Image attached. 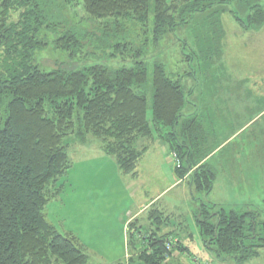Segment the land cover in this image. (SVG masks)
I'll return each instance as SVG.
<instances>
[{"label":"trees","instance_id":"1","mask_svg":"<svg viewBox=\"0 0 264 264\" xmlns=\"http://www.w3.org/2000/svg\"><path fill=\"white\" fill-rule=\"evenodd\" d=\"M220 2L0 0V264L88 263L77 240L59 233L44 213L52 185L71 168V136L83 144L98 140L118 170L133 176L158 138L175 156V179L188 174L192 197L208 196L217 178L208 154L200 155L208 132L196 113H184V89L161 64L152 71L149 119L141 58L149 29L158 43ZM251 9L240 24L263 25L264 5ZM48 48L66 57L50 71L35 63L36 53ZM117 60L132 65L115 68ZM207 203L194 214L205 248L233 264L259 256L264 221L257 224L258 213ZM172 238L147 230L132 241L130 259L117 264H174L168 259L184 251L178 243L166 250Z\"/></svg>","mask_w":264,"mask_h":264},{"label":"rangeland","instance_id":"2","mask_svg":"<svg viewBox=\"0 0 264 264\" xmlns=\"http://www.w3.org/2000/svg\"><path fill=\"white\" fill-rule=\"evenodd\" d=\"M255 4L264 5V0H222L206 11L194 14L186 24L178 25L158 43H154L149 29L147 44L142 46L141 59L147 69V84L143 91L149 119L152 71L154 65L161 64L167 76L178 81L184 89L187 98L184 113H196L208 132L205 151L200 155L208 154L205 161L217 171L216 181L223 195L217 196L214 190L206 197L194 195L198 199L194 201L192 194L187 193L186 184L175 187L176 180L170 179L164 168L163 173L160 168L157 172H149L147 166L162 163L156 158L160 150L166 153L164 158H170L167 144L158 138L147 145L154 151L149 160L138 163L137 171L146 165L145 172L141 171L140 178L131 180L130 184L128 179L131 178L117 169L114 159L101 150L99 152L98 140L90 139L83 144L71 136L68 149L71 168L56 185H52L51 200L44 212L47 221L59 233L64 232V226L69 228L73 221L77 223L75 219L83 213L101 212L102 207H109V211L118 214L131 210L136 206L132 200L135 191L140 192L136 197L145 201L159 196L145 215L158 210L186 219L190 214L189 230L195 236L191 215L201 204H214L218 198L229 201L236 211L246 210L245 206H249L258 213L257 224L264 221V24L246 28L240 24L247 21ZM65 60L62 52L51 48L43 49L35 56V63L47 71ZM111 65L120 68L132 63L117 60ZM166 163L167 171H174V161L166 160ZM184 189L186 191L182 192ZM141 232L144 234L147 229ZM173 237L179 244L178 237ZM129 251L131 253V245ZM205 252L216 258L209 250ZM87 254V264H103L100 259L103 253ZM131 256L128 254L127 260ZM172 256L169 263L209 264L197 259L190 263L188 258L177 262L183 255L175 252ZM175 258L177 261L171 262ZM217 259L210 264L234 263ZM243 264H264V249L259 251V256Z\"/></svg>","mask_w":264,"mask_h":264},{"label":"crops","instance_id":"3","mask_svg":"<svg viewBox=\"0 0 264 264\" xmlns=\"http://www.w3.org/2000/svg\"><path fill=\"white\" fill-rule=\"evenodd\" d=\"M98 150L99 152H101L100 148H98ZM151 152L154 151L152 149H148L147 152L141 158V161L147 162V160H149V158L152 156ZM158 153L159 155H157L156 158L162 163L158 166L149 165L146 167V169L149 172L152 171L157 172L158 169L160 168L162 173L163 170L165 169L164 172L169 173L170 179L171 177L175 179L173 171L172 170L167 171L166 169L167 167L166 160L171 162L172 158L171 157L164 158L166 153L163 154L161 150ZM145 166L146 165H143L142 170L141 169H139V171L136 170V174L134 176L127 175L126 177L131 178L128 179V181L130 180V182L128 183L131 184V180L134 181L133 179L138 180V178H140V172L141 171L145 172ZM156 178L157 177L155 176V179ZM217 178L216 180H218ZM216 180L213 184L212 191L216 190L217 196L220 197L221 195H223V191L220 189L218 182ZM187 182H188V176L186 175L184 179L178 181L176 180L174 186L180 187V185L186 184L185 186L188 187L187 193H190V187L187 184ZM169 188L164 190L162 194H164ZM184 191H186V189H184L182 192ZM138 193L140 192L135 191L132 194V197H135L132 198L133 204H136V206H134L131 210H127V212L118 214L116 212L109 211L108 210L109 207L107 208L102 207L103 211L101 212L91 211L88 213H83L81 214L82 215L81 217L75 219L77 223H74L73 221V223H70L69 228L64 226V232L61 234L70 235L74 237L77 240L79 246L86 254L89 252L103 253L102 256L103 259L100 257L101 262H103V264L125 263V261L127 260V255L133 254L132 249H131V253L129 251V245L132 244V241L134 239L138 237L142 238L141 231L143 229H147L149 233H151V235L155 234L156 236L167 235V236L178 237L180 241L179 242L180 250L184 251L181 252L180 254L183 256L180 257V259L178 258L179 259L178 261L177 258H175L171 262L173 261L180 262V260L183 261L184 258L185 259L188 258L190 260V263H192L191 261L194 262L195 259H197L201 261H207L210 264L213 263L215 259H217L215 257L214 258L209 257L206 254L205 251L207 249L205 248L204 242L200 237V234L195 224L193 214L191 215V223L195 228L194 230L197 233V236H195L194 233L189 230L190 214L189 216L186 217V219H184V217L180 215L175 216L173 213H165V212H160L158 210L151 211L150 213L145 215L148 209L152 208L153 205L157 203L159 196H156L155 198H150L149 200L145 201L139 198V196L136 197ZM99 203L102 204L103 201ZM214 204L231 205L229 204V201L227 200L222 201L219 198ZM131 229H134L135 232L131 231ZM218 260L219 259H217V261Z\"/></svg>","mask_w":264,"mask_h":264},{"label":"built area","instance_id":"4","mask_svg":"<svg viewBox=\"0 0 264 264\" xmlns=\"http://www.w3.org/2000/svg\"><path fill=\"white\" fill-rule=\"evenodd\" d=\"M174 154L172 155V159L174 158ZM166 250L167 251H170L174 246L177 245V241H175V238H172V239H169L167 242H166Z\"/></svg>","mask_w":264,"mask_h":264}]
</instances>
